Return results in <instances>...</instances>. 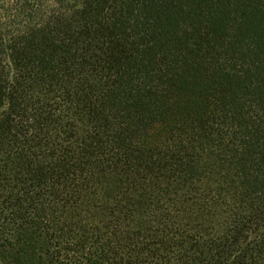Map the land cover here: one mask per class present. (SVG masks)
<instances>
[{"label": "trees", "instance_id": "16d2710c", "mask_svg": "<svg viewBox=\"0 0 264 264\" xmlns=\"http://www.w3.org/2000/svg\"><path fill=\"white\" fill-rule=\"evenodd\" d=\"M0 264H264V0H0Z\"/></svg>", "mask_w": 264, "mask_h": 264}]
</instances>
